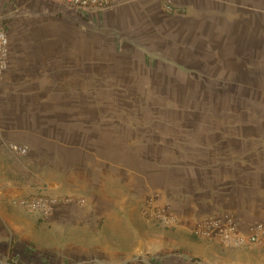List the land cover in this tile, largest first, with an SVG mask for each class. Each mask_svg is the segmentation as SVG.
<instances>
[{
	"label": "rangeland",
	"instance_id": "obj_1",
	"mask_svg": "<svg viewBox=\"0 0 264 264\" xmlns=\"http://www.w3.org/2000/svg\"><path fill=\"white\" fill-rule=\"evenodd\" d=\"M219 6L204 8L199 29L173 31L162 24L147 40L150 34L138 30L102 27L94 21L100 14L82 22L81 31L88 33L71 28L48 35L91 39L93 45L77 42L76 52L79 57L92 54L94 63L70 79L71 93L47 92L41 95L45 107L25 113L31 119L72 122L76 135L64 127L68 141L76 139L97 155L108 149V218L103 222L99 215L97 221L63 233L55 222L35 227L34 240L50 250L73 237L92 248L80 261L59 260L31 244L23 246L24 259L16 242L11 258H0V264H207L204 255L213 264H264L263 246L203 251L194 226L183 234H163L158 251L139 247L153 233L141 217L176 225L169 203L158 199L168 184L183 177L226 175L230 171L217 163L235 151L238 159L251 153L257 169L264 161V0H222ZM52 21L57 27L64 22ZM62 181L74 185L71 179ZM68 195L77 205L87 204L86 191ZM163 207L172 222L156 217L154 212ZM105 246L108 255L99 254Z\"/></svg>",
	"mask_w": 264,
	"mask_h": 264
},
{
	"label": "crops",
	"instance_id": "obj_2",
	"mask_svg": "<svg viewBox=\"0 0 264 264\" xmlns=\"http://www.w3.org/2000/svg\"><path fill=\"white\" fill-rule=\"evenodd\" d=\"M165 3L166 0H123L115 8L95 15L94 21L109 29L150 34L145 38L147 40L152 36V30L162 24L169 25L173 31L189 30L192 26L199 29L204 8L222 6V0H171L173 11L169 12ZM57 8L56 0H0V19L5 22L9 38L8 64L0 83V123L6 139L28 147L27 155L15 156L0 146V258H11L15 251L11 244L16 242L22 247L19 252L24 259L27 258L23 251L25 244L52 252L59 260L80 261L93 253L92 248H87L73 236L70 240L54 243L53 250L38 244L34 240L35 227L45 222L14 202L20 196L42 188L73 196H81L86 191V205L69 202L56 207L53 222L60 233L67 227L89 225L97 221L99 215L103 222L108 218V149L105 153L102 149L97 155L76 139L68 141L64 127L69 126L70 136L76 135L71 129L72 122L31 119L25 113L45 107L46 100L41 95L47 92L71 93L70 79L77 77L79 71L88 72L94 63L92 54L79 57L76 52L77 42L93 45L91 39L69 41L68 38L48 36L55 32L63 34L71 28L80 31L84 28L81 21L56 14ZM54 18L63 20V24L57 27L52 21ZM81 32L88 33V30ZM57 104L55 106L59 108L60 104ZM235 153L229 160L217 163V166H226L230 171L228 174L183 177L176 184H168L164 192L159 191L158 199L169 203L176 225L165 226L141 217L153 228V233L146 241H141L139 247L158 251L162 247L163 234L190 231L197 214L214 208L231 209L244 220L264 219V161L261 169H257L259 166L253 165L251 153L244 159L241 156L238 159ZM249 159L251 163H248ZM98 173L101 180H93L91 176ZM62 177L71 179L74 185H64ZM198 238L205 252L236 249L213 237ZM109 251L105 246L98 252L108 255ZM203 258L207 264L216 262L205 255Z\"/></svg>",
	"mask_w": 264,
	"mask_h": 264
},
{
	"label": "built area",
	"instance_id": "obj_3",
	"mask_svg": "<svg viewBox=\"0 0 264 264\" xmlns=\"http://www.w3.org/2000/svg\"><path fill=\"white\" fill-rule=\"evenodd\" d=\"M58 8L56 14H62L76 21H87L91 15L101 14L120 5L123 0H56ZM165 6L171 8V0H166ZM9 38L5 22L0 19V83L8 64ZM0 146L15 156H25L28 147L19 142L8 140L3 134L0 123ZM69 195L54 193L42 188L31 194L20 196L14 202L33 213L40 221L52 223L55 210L59 204L71 202ZM82 203L84 200H77ZM156 217L165 223L172 222L173 217L166 207L157 209ZM199 236H207L234 246H263L264 247V219L244 220L231 209L214 208L199 213L193 227Z\"/></svg>",
	"mask_w": 264,
	"mask_h": 264
}]
</instances>
